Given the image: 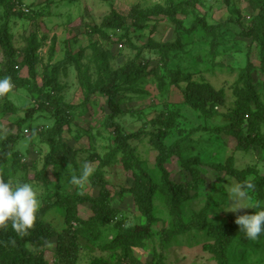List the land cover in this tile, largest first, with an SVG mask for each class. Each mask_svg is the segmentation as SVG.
<instances>
[{"label":"rangeland","instance_id":"obj_1","mask_svg":"<svg viewBox=\"0 0 264 264\" xmlns=\"http://www.w3.org/2000/svg\"><path fill=\"white\" fill-rule=\"evenodd\" d=\"M173 1L176 19L183 29L176 49L170 45L176 40V34L175 25L165 13V0H0V29L7 27L20 78H28V69L23 63L26 46L32 44L35 49L32 61L35 76L30 78L35 84L33 88L22 89L12 80L15 85L13 90L0 97V148L7 135L18 132L17 145H11L9 155L0 165V178L13 185L31 183L40 200L39 219L50 223L57 231L68 225L67 208L61 205V200H71V204L75 202V210L72 206L69 208L72 217L75 213L77 218L87 219L91 215V206L86 201H79L80 194L97 197L101 185L110 191V206L118 213L114 223L104 229L99 247L92 248L81 240L76 264H91L95 258L112 261L113 254L102 251L100 246L113 239L118 228L114 224L128 230L142 222L132 192L138 177L131 170L122 168L123 146L116 139L113 128L106 125L109 110L103 95L95 92V85L108 82L111 73L130 62L140 50L136 62L138 69L145 72L133 83H117L116 103L120 111L114 122L121 126L123 134H137V139L129 140V144L156 182H161V175L155 167L157 152L149 143V135L158 131L151 120L160 114L178 112V121L183 127L165 141L171 144L183 138L181 152L165 163L170 179L175 183L190 182V176L183 171L181 162L190 161L192 155L202 152L201 145L215 152L211 155L213 162H220L223 157L229 156L235 147V141L223 131L198 130L201 120L197 113L181 103L179 88L184 87L185 82L180 79L175 81V76L169 75L167 69L197 80L195 75L199 66L197 69L193 66L192 56L198 52L213 53V73L207 74L206 78L214 86L233 90L240 82H246V72L242 70L248 67L255 89L260 96L264 95V68L260 65V61H264V15L262 19H256L259 0L255 3L252 0ZM152 8H157L158 12L144 17L136 15L140 10ZM112 12L123 19L119 30L102 25ZM194 22L199 25L192 29ZM158 44L163 47L157 48ZM181 48H185L191 58L178 56L176 52ZM168 55L172 59L167 58ZM46 67L49 71L54 68L56 72L48 89L44 87L43 78ZM5 69L4 54L0 48V74ZM48 90L69 106L66 110L70 119L63 138L78 153L75 167L68 164L48 165L46 175L41 179L37 172L45 164L44 158L49 151L47 133L31 135L32 129L38 125L18 127V122L24 119L29 108H39L44 97L42 93ZM227 95L229 98V93ZM34 117V122L43 127L51 125L48 114L45 117L43 113H36ZM219 122H211L210 130L215 131L224 123ZM27 128L28 133H24ZM221 142L224 144L221 145ZM255 151L248 155L236 151L234 166L245 168L255 164L261 158L260 151ZM218 153L220 156H217ZM13 160L19 166L16 174L13 173ZM85 164H91L93 174L83 187L73 185L72 177L79 176ZM258 169L264 174V164L258 165ZM200 173L205 177L206 185L197 190L190 189V198L181 203L182 231L168 210L167 196L156 194L153 206L158 222L151 227L152 239L133 249L138 259L152 260L157 252L165 255L166 264H218L216 254L205 246L210 239L200 224H231L237 217L249 214L251 209L262 210L254 208L257 203L264 208V203L261 204L264 186L255 187L256 190L244 189L251 198L247 196L238 200L236 206L253 208H241L234 212L228 208L233 203L230 201L231 190L239 185L237 181L227 178L223 185H216L213 190L211 184L216 181L217 173L209 168L200 169ZM254 179V174L246 176L248 184ZM243 246L240 247L241 259L234 254L238 257L235 264H264V234ZM26 247L42 256L46 264H57L54 239L41 249L31 243H27Z\"/></svg>","mask_w":264,"mask_h":264},{"label":"trees","instance_id":"obj_2","mask_svg":"<svg viewBox=\"0 0 264 264\" xmlns=\"http://www.w3.org/2000/svg\"><path fill=\"white\" fill-rule=\"evenodd\" d=\"M252 2L255 3L256 0H252ZM165 4V13L169 21L175 25L174 32L176 34V40L170 45L176 49V43H179L183 29H181L182 25L176 19V14L173 10L175 2L173 0H165ZM263 4L264 0H259V10L256 16L258 20L262 19L264 15ZM157 12V8H152L140 10L136 12V15L144 17ZM122 22L123 19L117 13L112 12L109 18L103 20L102 25L105 28L119 30L122 27ZM198 25V23L194 22L191 28L194 29ZM205 27L206 25L203 24L202 28L205 29ZM156 47L161 48L163 46L158 44ZM0 48L4 54L6 66L4 73L0 74V78L9 76L14 82L18 83V87L25 90H30V87L33 88L35 84L30 81V78H34L35 76L32 65L35 55L33 45L28 44L26 46L25 58L23 60L25 67L28 69V78H20L18 76V68L16 69V64L14 63L15 49L10 44L7 27L0 29ZM139 53L140 50H137L136 56L130 62L112 72L108 78V82L95 85L94 90L105 98V103L109 110L106 125L113 128L116 139L123 146V156L121 158L122 168L125 171L131 170L138 177L136 187L132 192L142 222L128 230L121 229L120 226L114 224L118 228H116V234H114L113 239L100 246L102 251L110 252V255L113 254L112 261L95 258L91 264H166L165 255L161 253L155 252L152 260L142 261L133 254V249L142 247V243L152 239L151 227L158 222L154 216L153 206V199L156 194H164L167 196L169 212L175 218L177 227L181 231L184 229V224L181 220V203L190 198V189L197 190L199 187L206 185L205 177L203 178L200 173V169L202 170V168L204 170L209 168L218 174H215L216 181L211 184L213 190L216 185H223L227 178L235 179L239 185H247L246 176L248 174L255 175L253 182L249 183L252 185V189L256 190L255 187L259 189L264 186V174L258 169V165L264 164V95L260 96V93L255 89L250 69L248 67L243 68L242 72L244 70L246 72V82H240L233 90L224 86L218 88L211 83L209 78H206L207 74L212 75L213 73V68L211 67V60L214 59L213 53L198 52L191 58V54L185 48H181L176 53L178 56L180 54L193 59L192 64L196 69L199 66L195 75L197 80H191L189 76L182 77L175 70L167 69L169 75L175 76V81L180 79L185 82V86L179 88L182 96V105L197 113L201 120L198 130L201 129L214 133L223 131L224 134L230 136L235 141V147L229 156L223 157L224 159L220 162H213L211 155L215 152L201 145L202 152H196L195 155H192V160L190 161L183 160L181 162L183 171L190 176V182L175 183L171 181L165 163L173 155H178L181 152L183 138L176 139L171 144H167L165 141L183 127H181L178 121L180 119L178 112L160 114L157 118L151 120V123L158 128V131L149 135V143L157 152L154 160L155 167L161 175V182L153 180L150 171L143 167L141 160L135 153V149L129 144V140L137 139V134H123L121 126L114 122V119L120 111L116 103L117 83L119 81H132L133 83L145 72L144 70L138 69L137 66L136 58ZM167 58L172 59L169 55ZM260 65H263L264 68V61H260ZM53 69L49 71L50 69L46 67L43 70L44 87L47 89L52 79L56 76V72ZM163 89L164 86L161 88V91ZM262 89L264 90V88ZM227 93H229V98ZM43 95L44 97L39 108H29L24 119L18 122V127L27 125V127L31 128L38 125L32 129L31 135L39 134L40 132L47 133L44 134L47 135L49 151L44 158L45 164L37 172L41 179L46 175V167L48 165L65 166V164H68L75 167L76 154L78 153V150L69 146L63 138L65 127L70 119L67 114L68 111L66 110V107L69 106L64 104L51 90L47 92L43 91ZM36 113H43L45 117L48 114L51 125L43 127L41 124L34 122V115ZM219 121H224V123L215 130L216 132L210 130L212 128L209 124L211 122L217 124L220 123ZM181 124L183 125L182 122ZM25 130L28 132L29 128ZM17 133L9 134L3 139L0 148V165L5 162L6 157L9 155L11 145L12 147L17 145ZM220 144L223 145L224 142ZM255 150L260 151L261 157L255 164H250L255 166L251 167L248 165L245 168H236L234 166L236 151H240L243 155H248L249 153H256ZM217 156H220V153ZM12 163L13 173L16 174L17 167L19 166L16 160H13ZM22 166L20 165V167ZM109 198L110 191L104 185H101L100 194L97 197H91L87 193L80 194L79 201H86L91 206V215L87 219L82 220L77 218L75 213L74 217L71 216L69 208L72 206L75 210V202L71 204V200H61L60 198L61 205H65L67 208L66 218L68 224L61 231H57L50 223L39 219L38 214H36V220L32 227L24 232L13 229L11 221L7 222L6 226H0V264H46L42 256L29 250L26 244L31 243L36 248L41 249L48 245L52 239L55 241L56 263L76 264L78 254L81 252V240L92 248L99 247L98 242L104 234V229L114 223V219L118 213L116 209L111 208ZM263 203L264 200L261 201V204ZM254 208L264 209L258 203ZM254 212L251 209L248 215L254 214ZM187 226H190V224ZM200 227L206 231V236L210 239L205 246L206 248L212 249L216 254L218 264H235L238 257L241 259L239 255L241 251L240 247H244V243L251 240L243 230H240V226L235 221L231 224L223 223L214 225L202 222ZM164 234L166 238L165 231ZM12 247H14L13 250H11ZM235 249H237L236 252ZM234 254L238 255V257H235Z\"/></svg>","mask_w":264,"mask_h":264},{"label":"clouds","instance_id":"obj_3","mask_svg":"<svg viewBox=\"0 0 264 264\" xmlns=\"http://www.w3.org/2000/svg\"><path fill=\"white\" fill-rule=\"evenodd\" d=\"M14 87L11 77L0 78V97L7 95ZM23 132L26 133L25 130ZM92 174L91 164H85L82 173L79 176L74 175L71 183L83 187ZM251 187V184L234 186L230 199L233 203L228 210L235 212L241 208H253V206L245 205L236 206L238 200L247 197V192L244 189ZM39 208L38 193L31 183L13 185L8 180L0 178V226H6L7 222L11 221L13 229L24 232L34 224ZM235 223L240 226V230H243L249 239L256 240L264 234V209L255 211L251 215H241L237 217Z\"/></svg>","mask_w":264,"mask_h":264},{"label":"built area","instance_id":"obj_4","mask_svg":"<svg viewBox=\"0 0 264 264\" xmlns=\"http://www.w3.org/2000/svg\"><path fill=\"white\" fill-rule=\"evenodd\" d=\"M25 132L27 133V130H25Z\"/></svg>","mask_w":264,"mask_h":264}]
</instances>
